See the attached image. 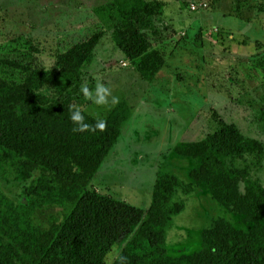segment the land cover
Masks as SVG:
<instances>
[{"label":"trees","instance_id":"1","mask_svg":"<svg viewBox=\"0 0 264 264\" xmlns=\"http://www.w3.org/2000/svg\"><path fill=\"white\" fill-rule=\"evenodd\" d=\"M261 6L264 11V2ZM161 8L157 0H112L102 12L113 22L116 46L146 82L156 78L169 56L160 47L172 37L169 27L153 21ZM105 33L102 26L69 43L52 70L28 69L21 82L0 77V178L30 181L21 203L0 192V264H264V187L247 166L234 163L261 156L264 143L234 123L220 122L203 139L178 144L174 153L199 159L192 178L252 222L254 230L220 220L201 232L199 250L168 257L166 232L184 210L175 198L178 177L156 174L146 210L91 188L131 114L126 102L106 117L79 107L82 68ZM48 86L54 95L41 92ZM74 110L84 117L82 130H74L79 127L70 119ZM259 121L264 131V107ZM239 182L244 191L237 193Z\"/></svg>","mask_w":264,"mask_h":264},{"label":"rangeland","instance_id":"2","mask_svg":"<svg viewBox=\"0 0 264 264\" xmlns=\"http://www.w3.org/2000/svg\"><path fill=\"white\" fill-rule=\"evenodd\" d=\"M110 1L0 0V77L21 82L28 69L52 70L59 51L104 26V37L82 68V87L94 93L102 82L110 89L109 102L97 105L83 96L79 107L106 117L126 102L131 114L91 188L146 210L156 174L178 177L181 186L175 198L184 203V210L166 232L168 257L199 250L201 232L220 220L254 230L252 222L192 178L199 159L180 157L174 148L203 139L220 122L234 123L244 135L264 143L259 121L264 107V0H157L162 8L153 21L169 27L166 33L172 37L160 46L169 56L152 82L141 79L134 62L116 46L113 22L102 13ZM41 92L54 95L51 86ZM111 97L119 102L111 103ZM234 163L247 166L264 187V153ZM29 183L0 178V192L21 203ZM234 191H244L242 182ZM118 251L115 248L108 262Z\"/></svg>","mask_w":264,"mask_h":264},{"label":"clouds","instance_id":"3","mask_svg":"<svg viewBox=\"0 0 264 264\" xmlns=\"http://www.w3.org/2000/svg\"><path fill=\"white\" fill-rule=\"evenodd\" d=\"M81 92L84 94L85 97L89 98L93 103H95L97 105L107 104L109 102V97L111 95L110 89L107 88L102 82H99V81L96 84V88H95L94 93L90 92V90L87 86H83L81 88ZM118 102H119V100L117 97H111V103L115 104ZM70 119L74 123L79 124V127L77 129H74V130H82L83 127H86V125H84V123H83L84 117L80 111L74 110L71 113ZM98 127L103 128L104 124L99 123Z\"/></svg>","mask_w":264,"mask_h":264}]
</instances>
